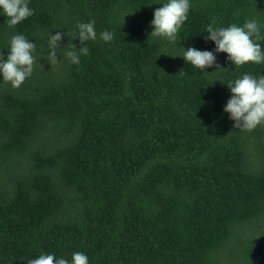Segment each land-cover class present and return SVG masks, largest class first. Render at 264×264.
<instances>
[{
    "label": "trees",
    "instance_id": "1",
    "mask_svg": "<svg viewBox=\"0 0 264 264\" xmlns=\"http://www.w3.org/2000/svg\"><path fill=\"white\" fill-rule=\"evenodd\" d=\"M159 2L31 0L14 27L0 15V53L23 33L37 56L20 87L0 80V264L41 251H82L89 264H264V124L233 128L222 110L225 83L264 64L235 67L220 52L202 72L171 56L212 49L201 31L213 17L255 18L264 37V0H191L176 43L149 34ZM89 19L98 38L70 63L75 24ZM48 31L66 33L55 63Z\"/></svg>",
    "mask_w": 264,
    "mask_h": 264
},
{
    "label": "clouds",
    "instance_id": "2",
    "mask_svg": "<svg viewBox=\"0 0 264 264\" xmlns=\"http://www.w3.org/2000/svg\"><path fill=\"white\" fill-rule=\"evenodd\" d=\"M30 2L31 0H0V15L7 17L9 27H14L34 14V9L29 6ZM158 4L159 7L153 10L149 22L151 25L149 34L176 43L178 33L188 18L191 0H161ZM260 31L261 26L255 18H248L242 24L232 22L222 25L218 24L213 17L201 31L206 32L204 36L206 41L213 42L212 49H200L191 45L179 46L182 51L171 56L182 57L190 66L199 68L202 72H205L207 67L220 66L216 56L220 52L226 53V60L235 67L247 62L264 64V46L259 43L264 37H261ZM62 35L66 33L48 31L46 58L49 63H55L58 60L56 54L58 46L61 45ZM73 38H78L80 46L77 47L76 44L71 43L64 55L70 63L78 64L80 56L87 55L89 52L87 42L98 38L95 20L77 21ZM99 39L111 42L113 33L107 29L102 30L99 33ZM35 51L34 40H29L23 33H13L9 38L6 55L0 53V80L7 82L12 88L20 87L33 72L34 63L37 60V56L33 54ZM225 85L230 96L222 110L233 122L232 127L252 130L264 124V73L253 75L243 72ZM27 264H89V258L82 251H73L70 259L57 256L53 252L41 251L39 255L29 259Z\"/></svg>",
    "mask_w": 264,
    "mask_h": 264
}]
</instances>
